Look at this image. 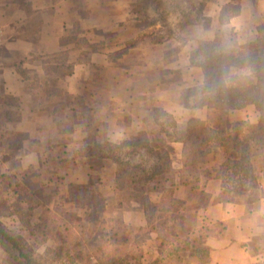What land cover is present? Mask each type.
I'll use <instances>...</instances> for the list:
<instances>
[{
  "label": "crops",
  "instance_id": "1",
  "mask_svg": "<svg viewBox=\"0 0 264 264\" xmlns=\"http://www.w3.org/2000/svg\"><path fill=\"white\" fill-rule=\"evenodd\" d=\"M187 1L208 22L165 36L149 21V0L141 12L142 0H0V184L34 172L48 187L88 188L106 214L138 229L147 225L143 205L116 179L112 153L123 152L144 169L138 179L155 176L139 192L159 202L170 187L182 202L156 223L181 244L182 264H264V157H252L253 178L242 179L214 147L197 171L183 172L190 120L221 114L228 133L260 121L252 104L215 113L186 97L204 81L203 46L234 35L239 47L256 44L264 0ZM235 76H225L227 87L254 84ZM0 264H13L1 248Z\"/></svg>",
  "mask_w": 264,
  "mask_h": 264
},
{
  "label": "trees",
  "instance_id": "2",
  "mask_svg": "<svg viewBox=\"0 0 264 264\" xmlns=\"http://www.w3.org/2000/svg\"><path fill=\"white\" fill-rule=\"evenodd\" d=\"M233 8L239 10L238 7ZM236 12L233 9L232 14ZM224 17L225 15L222 19ZM158 40L154 38V42ZM204 56L206 62L198 63L203 70L204 81L196 89L188 92L186 99L194 98L198 102H204L215 113H218L222 107L236 110L252 104L260 112L261 118L256 125L247 122L232 124L229 133L220 123L223 118L221 115H218L219 117L216 115L217 121L210 123L190 120L183 149V172L197 171L198 165L204 163L214 147H222L227 162H231L230 168L241 173L242 179L253 178L252 157L260 155L264 157V46L239 47L232 45V40L229 42L218 40L210 43ZM232 66L254 69L257 73V78H254L255 83L248 86L227 87L225 76L230 74ZM208 119L215 120L212 117ZM112 157L116 159L117 182L124 185L126 194L140 200L147 225L135 229L115 217L105 216L106 204L99 195L88 188H74L66 193L64 202L73 204L77 208H87L89 218L98 224L97 229L90 237L81 241L84 248L76 251L75 255H71L70 248L62 245L59 248H48L47 257L51 261H60L66 257L70 264H74L75 260L77 262L82 260L87 264H182L177 252L181 244L168 240L171 233L154 225L156 219L179 211L182 202L173 196L170 187L165 188L159 202H151L143 191H138V188L142 185L144 190L143 183L148 184L155 176L138 179L137 171L144 169L138 165H131L119 156L117 158L113 153ZM166 171L170 172V168H166ZM26 184L10 176H4L2 179L0 203L6 209L0 213V248L13 264H51L38 255L34 248L29 247L20 235L10 231L2 220V218L21 220L25 216L31 217L34 215V210L44 207L40 203L41 196L36 186L29 188ZM56 212L53 208H44L41 217H38L44 232H53L60 226L55 224L52 227L47 226L49 222L47 216H55ZM63 215L68 216L65 212ZM59 220L64 232L68 234L72 228L71 224L62 225V219ZM74 221L85 231L88 229L87 225L78 218ZM150 234H155L157 237L148 239ZM54 236H45L42 241L54 239L57 245L65 243L61 234L57 235L59 238Z\"/></svg>",
  "mask_w": 264,
  "mask_h": 264
},
{
  "label": "rangeland",
  "instance_id": "3",
  "mask_svg": "<svg viewBox=\"0 0 264 264\" xmlns=\"http://www.w3.org/2000/svg\"><path fill=\"white\" fill-rule=\"evenodd\" d=\"M150 1V7L152 8L151 17L149 18V21L152 22L153 28L156 29V26L161 25L164 29H162L165 33V36L167 35H185L187 32L183 31L189 24H192V22H200V23H207L208 19L205 18L204 12L202 11V7H194L187 0H149ZM145 0H142L140 3V12L144 10V4ZM139 8V6H138ZM201 10V11H200ZM149 11V9H147ZM143 16V15H142ZM149 22V23H150ZM264 25V23L262 24ZM260 28V27H259ZM175 29H179L180 31L177 33ZM155 34V33H154ZM160 35V34H158ZM234 41L232 42V45H238L235 35L232 36ZM230 37H226L223 40V42H229ZM256 44L254 46H258L260 48L261 46H264V27L263 30L258 32V37L256 38ZM207 46H203L201 49V52H205L207 50ZM201 53V54H202ZM203 56V57H202ZM201 57H199V61L203 62L204 60V54ZM232 74L236 75L233 79L234 82H243L244 81H250L249 83H252L254 78H257V73L252 68H239L236 66L231 67ZM240 79V80H239ZM255 83V81H254ZM253 85V84H251ZM225 108V107H222ZM219 116L221 114H218ZM217 115V116H218ZM215 116L214 119L217 121V117ZM123 152L119 155V157H122ZM137 165V164H136ZM44 179V178H43ZM43 179L40 177V174L30 172L26 177V185L29 186H36L37 191L39 195L41 196L40 203L44 205V207H39L36 210H34V215L29 217L25 216V218H22L21 220L13 218H2L5 225L9 228L10 231L20 235L24 242L29 246L36 250L38 255H40L44 260L49 261L51 264H70L69 260L66 257H63V260L60 261H51L49 257H47V249L52 248H59L60 246H67L70 248L71 255H75V252L78 251L80 248H84V244L81 243L82 240L88 238L91 236V233L95 229H97L98 224L89 218V214L82 208H73V207H66V203L64 202L66 193L64 184L59 182L58 185H50L48 187L46 184L43 183ZM74 188H81V187H74ZM72 189V188H71ZM92 192V191H91ZM94 193V192H93ZM58 206V208H57ZM53 208L55 211H57L54 215H48L49 222L47 224L48 227H52V225H60L58 228L54 229L52 232H48L42 229V226H40V218L41 214L44 211V208ZM5 206L0 203V213H3L5 211ZM68 216H64V212ZM106 212V210H105ZM105 216H109L108 214L104 213ZM167 216V215H166ZM165 216V217H166ZM62 219V225L64 223H70L71 229L68 234L64 232L63 226H61V222L59 219ZM75 218H78L83 224H86L88 229L86 231L82 229L77 222H75ZM164 218V217H163ZM66 219V220H64ZM162 218L156 219L155 227L158 228L156 223ZM69 221V222H68ZM51 229V228H49ZM160 229V228H158ZM165 229V228H161ZM166 230V229H165ZM168 231V230H166ZM93 232V233H94ZM170 232V231H168ZM53 233V234H52ZM62 235L63 241L65 243L57 245L54 242V239H49L47 242H43L42 239L45 236L48 235H55L54 237H58L57 235ZM59 238V237H58ZM65 258V259H64ZM10 260V259H9ZM74 264H87L82 260H78V262L75 260Z\"/></svg>",
  "mask_w": 264,
  "mask_h": 264
}]
</instances>
